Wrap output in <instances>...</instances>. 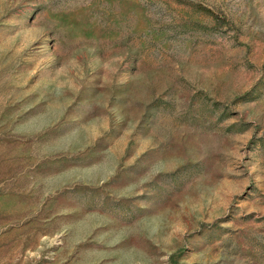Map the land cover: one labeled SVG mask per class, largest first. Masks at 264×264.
<instances>
[{"label": "rangeland", "instance_id": "rangeland-1", "mask_svg": "<svg viewBox=\"0 0 264 264\" xmlns=\"http://www.w3.org/2000/svg\"><path fill=\"white\" fill-rule=\"evenodd\" d=\"M0 264H264V0H0Z\"/></svg>", "mask_w": 264, "mask_h": 264}, {"label": "trees", "instance_id": "trees-1", "mask_svg": "<svg viewBox=\"0 0 264 264\" xmlns=\"http://www.w3.org/2000/svg\"><path fill=\"white\" fill-rule=\"evenodd\" d=\"M207 12H209L211 15H213V16H215L216 18H217V16L215 15V13L213 12V11H211V10H206Z\"/></svg>", "mask_w": 264, "mask_h": 264}]
</instances>
